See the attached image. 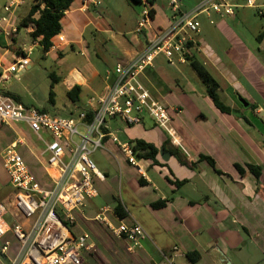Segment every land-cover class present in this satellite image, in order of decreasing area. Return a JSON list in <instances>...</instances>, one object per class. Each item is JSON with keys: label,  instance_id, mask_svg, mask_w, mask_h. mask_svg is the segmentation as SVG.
<instances>
[{"label": "crops", "instance_id": "crops-1", "mask_svg": "<svg viewBox=\"0 0 264 264\" xmlns=\"http://www.w3.org/2000/svg\"><path fill=\"white\" fill-rule=\"evenodd\" d=\"M8 1L0 0V18L8 15L4 8ZM100 1L101 4L95 5L91 1L85 3V0H75L62 18L63 29L53 38V47L44 53L48 56L58 52L63 60H66V52L73 57L87 56L81 65L73 59L65 62L63 75L54 74L57 82L65 85L67 91L76 84L81 85L80 99L85 100L86 108L89 109L96 107L98 97L106 88V71L114 69L118 63L126 64L143 52L148 37L153 32L158 33L155 25L167 28L171 24L169 18H160L161 13L153 4L150 5V12L154 26L151 23L148 30L141 34L136 32L140 11L135 19L130 18V24L125 29L117 31L104 21V15L113 11L101 7L103 0ZM235 2L239 5L238 11L229 18L241 15L242 8L254 9L255 6L259 9L258 13L264 16V0H256L254 7L247 6L245 0ZM24 3L12 16L13 23L19 26L18 34L8 37L0 30V74L20 56L26 55L29 48L34 52V46L19 42L21 22L31 7L29 4L24 8ZM218 25L229 41V47L224 51L227 57L217 53L200 35L196 56L199 60L200 56L203 58L201 61L207 68L212 67V74L220 84V98L234 112H222L206 93L201 94L204 103L199 99L184 100L188 101L187 105L192 111L190 115L179 97L153 81V77L159 75L154 71L155 65L142 74V81L155 97L171 107L181 108L182 112L174 115L172 122L176 126V130L173 129L177 142L153 120L145 119V116L137 125H128L121 119H110L113 124L108 121V130L120 142L142 139L154 144L159 149L158 161L139 157L140 171L126 162V157L116 143L106 138L105 148L101 149L109 159V164L99 161L97 167L105 178H94L98 195L87 199L77 216V220L83 221L77 222L75 227L77 232H82L85 231V222H97L100 226L94 224V229L88 232L96 248L85 253L84 264H193L186 253L195 250L201 254L199 262L195 264H264V39L258 41V47L251 48L225 19H221ZM25 28L30 35L34 26L29 24ZM31 40L38 46V41ZM90 49L92 52L88 54ZM90 55L105 60V64L99 66ZM181 65L191 66L190 63ZM28 68H31V64ZM233 69H238L242 77L235 74ZM5 75L9 78L0 81V89L14 92L8 89L6 83L13 77L18 78L20 73L8 72ZM160 77L163 82L167 79L164 74ZM20 98L26 105L21 95ZM200 102L202 104L199 105ZM21 126L25 125H0V139L5 136V130H10L8 142L0 145V155L5 147L19 137L28 144V134H21ZM24 128L31 131L27 126ZM42 147V144L39 148L32 146V150L29 148L25 151L27 156L24 157L34 173L45 181L49 176L48 170L36 157ZM161 148L170 152L167 160L162 158ZM173 149L179 150L189 164L182 163L171 151ZM201 154L212 157L214 166L207 160H200ZM236 164L245 167L246 174L241 175ZM248 164L260 166V175L251 173L246 167ZM113 169L119 170V197L115 196L110 183L116 177L111 179ZM177 181L181 183L177 184ZM14 190L8 177L4 178L0 174V200L9 208L6 222L9 226L17 222L28 225V220L16 214ZM128 190H131L132 197ZM97 198L101 201L99 207L88 203ZM118 201L128 214L122 221L139 222L149 236L142 241L141 247L135 246L131 251L128 249L129 241L116 237L106 224L102 225L104 223L94 219L102 209L108 207L109 223L117 225L121 220L115 212ZM158 202L165 204L154 207ZM91 209L96 213L93 217L87 214ZM8 237L14 240L15 245L11 246L8 254L0 257V264H11L18 251V243L11 233ZM99 249H104L101 255L105 261L98 259Z\"/></svg>", "mask_w": 264, "mask_h": 264}, {"label": "built area", "instance_id": "built-area-1", "mask_svg": "<svg viewBox=\"0 0 264 264\" xmlns=\"http://www.w3.org/2000/svg\"><path fill=\"white\" fill-rule=\"evenodd\" d=\"M90 1L100 4V0H85V3ZM168 2L173 12L169 27L162 33L153 32L146 49L135 58L106 71V88L98 97L96 107L90 108L92 114L82 109L76 115H52L0 92V125L23 124L36 135L43 145L36 157L49 175L47 180L41 181L31 169L21 150L23 147L32 150V147L24 138H17L1 151L3 167L15 189L16 214L29 221L28 225L17 222L9 226L6 222L8 205L0 200V257L11 249L9 233L18 243L11 264H84L85 253L95 250L91 235L75 230L77 216L87 199L98 195L94 178H105L92 153L104 148L108 138L118 145L128 163L141 171L135 142H120L108 130L110 119L137 125L144 116H149L177 142L172 122L174 115L182 112L181 108L171 107L155 97L141 76L153 67L159 54L171 65L188 63V54L194 47L198 49V43L188 34V31L199 33L198 15L214 12L232 16L239 5L235 0H200L190 11L182 13L181 0ZM23 3L24 0H9L4 7L8 15L0 18V30L8 37H15L19 32L12 16ZM142 5L136 28L139 34L151 28L152 20L148 0H142ZM246 5L254 7L256 0H246ZM31 52L29 48L26 55L0 74V81L8 80L5 75L8 72L21 74L27 70ZM109 210L108 207L102 209L94 219L106 224L116 237L129 241L130 251L135 246L141 247L142 241L149 237L143 226L135 220L131 223L120 220L112 225L107 218Z\"/></svg>", "mask_w": 264, "mask_h": 264}, {"label": "rangeland", "instance_id": "rangeland-1", "mask_svg": "<svg viewBox=\"0 0 264 264\" xmlns=\"http://www.w3.org/2000/svg\"><path fill=\"white\" fill-rule=\"evenodd\" d=\"M200 0H181L180 12L186 13L190 11ZM4 2V0H3ZM24 8L31 4V0H24ZM103 7L106 10H112L113 13H110L105 16L104 21H107L108 25L115 30L121 31V29H125L127 25L130 24V18L133 20L136 18L137 14L141 11L142 4L133 2L132 0H103ZM246 3V0H245ZM101 4V1H100ZM109 5V6H107ZM154 5L159 9V13H161L160 18L170 19L173 15L171 6L169 5L168 0H156ZM23 8V9H24ZM109 8V9H108ZM238 11L236 9L235 13ZM259 9L255 6L254 9L242 8L241 15H238L234 18H229L228 15L218 14L211 12L210 15L206 13H201L198 15L197 20L200 23L199 33L188 31V34L199 43V35L204 37L208 44L217 51L222 56H225V50L228 48V39L223 34L222 29L218 25V22L221 19H225L226 22L232 27L234 31L246 41L247 45L251 48H255L259 46V42L257 40L258 34L264 29V16H261L258 13ZM111 15V16H110ZM179 15V14H178ZM224 17V18H221ZM152 25L154 26V20H151ZM166 27L161 25H155V29L158 33H162ZM201 32V33H200ZM57 40V39H56ZM19 42H25L27 46H34V52L30 55V63L31 68H28L25 72L21 73L19 77H13L8 83H6L9 90L19 93L23 102L28 106H33L36 108H46L47 111L52 115H61V116H69L71 112L76 115L80 110L86 108V102L83 99H80L79 102L73 103L67 97L66 86L61 84L60 82L54 83L53 88L51 87L53 79L51 78L52 73H56L61 76L65 72V62L68 63L71 59L75 60L78 65H81L82 62L87 58V56H70V53H65L66 60H63L57 53H52L48 56L44 55V51L42 47L38 44V46L34 45V42L31 40L30 35L27 33L26 28H21V35L19 37ZM202 43V42H201ZM199 45V44H198ZM92 50H88V54H91ZM70 56V57H69ZM90 58L94 60L99 66L105 64V60L98 59L95 56L90 55ZM201 60L203 58L200 56ZM105 59V58H104ZM177 59L176 57L174 58ZM9 63V62H6ZM155 70L159 75L153 77V81H156L158 85L162 87V89H166V91L173 92L174 95L179 97L182 102L185 103L186 108L190 115L192 111L190 107L187 105L188 101H194L199 99L202 103H204V99L201 97V94H206V86L203 84L197 73L193 70V68L189 65H181L180 63H175V65H171L167 58L163 54H159L156 56L154 60ZM211 73H213L212 67L208 66ZM113 70V69H112ZM234 73L238 76L242 77V73L238 69H233ZM18 74V73H17ZM106 74V73H105ZM164 74V78L166 80L161 81V77ZM217 73H215L216 75ZM217 78H220L216 75ZM53 89L54 91V104L48 101L50 91ZM186 92V94H185ZM200 95V96H199ZM185 99L186 102L184 101ZM198 103L199 105L202 103ZM188 113V114H189ZM194 118V117H193ZM145 119L152 120L148 116H145ZM110 123L113 122L110 120ZM25 127V126H24ZM21 126V134L27 133L26 141L28 142V146L41 147V142L36 138V136L28 131L27 128ZM175 128V124L172 125ZM10 131V130H9ZM8 130L4 131L5 136L0 139V145L8 142V137L10 135ZM105 148V145H104ZM27 147L22 148V153L24 156H27L25 152ZM105 152V149H103ZM124 155V154H123ZM92 159L94 160L96 166L98 167L99 161H102L105 164H109V159L106 155L103 154L102 149H98V151L92 154ZM44 158L41 156V160ZM126 160V158H125ZM127 162V160H126ZM128 163V162H127ZM129 164V163H128ZM119 170L113 169L111 172V179L115 177L114 180H111V185L113 187V191L115 192V196L119 197ZM0 174L4 176V178L9 179V175L5 168L3 167L2 159H0ZM104 175V174H103ZM105 177V176H104ZM10 180V179H9ZM124 188L125 185H124ZM130 196L132 197L131 190H128ZM88 203H92V205H96L99 207L101 201L99 198L91 199ZM113 206V203H112ZM94 208V207H93ZM95 210V208H94ZM132 213V209L128 208ZM89 216H95L96 213L92 209L87 212ZM9 219V216H8ZM80 221V222H79ZM83 219L78 218L77 222L82 223ZM99 226V224L92 222H85L84 227L85 231H92L93 225ZM105 225V224H102ZM106 226V225H105ZM100 227V226H99ZM14 240L11 239V242ZM13 246L15 243L13 242ZM101 252H104V249H99L98 258L100 261H105V258H102ZM11 263V261H10ZM104 264L103 262H101ZM100 264V263H98ZM262 264V263H261Z\"/></svg>", "mask_w": 264, "mask_h": 264}, {"label": "trees", "instance_id": "trees-1", "mask_svg": "<svg viewBox=\"0 0 264 264\" xmlns=\"http://www.w3.org/2000/svg\"><path fill=\"white\" fill-rule=\"evenodd\" d=\"M75 0H31V7L28 14L23 18L21 22V27H28L29 24L34 26V29L30 32V36L34 41H38L39 45L42 47L44 53L50 51L53 47V38L61 33L62 26V18L65 15V12L71 7ZM133 2L142 4V0H132ZM156 0H148L150 5H153ZM264 39V29L258 34L257 40L261 41ZM192 45V44H191ZM198 49L196 47L193 48L190 54H188L187 59L188 63H190L193 70L197 73L203 84L206 86L207 95L213 100L214 104L217 108H219L222 112L233 113L234 110L223 103L219 95L220 84L219 81L213 76V74L208 70L206 65L197 58L196 51ZM51 78L53 79L51 87L53 88L54 83H57L58 79L54 73L51 74ZM82 87L81 85H74L70 90L67 91V97L73 102L77 103L80 101ZM0 92L4 95L10 96L22 103L20 95L4 91L0 89ZM48 101L54 104V91L51 89ZM89 112L91 110L89 108H85ZM43 111H47L46 108H42ZM92 114V112H91ZM70 115H74L72 112ZM135 142V150L139 157H146L153 159V161L157 162V155L159 154V149L152 143L146 142L142 139H137ZM174 155H176L179 160L184 164H189L188 160L182 156L179 150H171ZM200 160H207L212 166H214V159L210 156L201 154L199 157ZM236 167L241 175L246 174L247 170L245 167L240 164H236ZM247 169L256 176L260 175L261 167L254 166L252 164H248ZM36 174V173H35ZM37 175V174H36ZM39 178V176H38ZM43 181L41 178H39ZM143 183V180L140 181ZM177 184H180L181 181H177ZM164 202H158L154 204V207L164 205ZM115 212L119 216L121 220L125 219L128 214L126 213L124 207L118 201ZM246 230V228H244ZM188 260L195 264L199 262L201 258V254L198 251H191L186 253Z\"/></svg>", "mask_w": 264, "mask_h": 264}, {"label": "water", "instance_id": "water-1", "mask_svg": "<svg viewBox=\"0 0 264 264\" xmlns=\"http://www.w3.org/2000/svg\"><path fill=\"white\" fill-rule=\"evenodd\" d=\"M242 101L244 102L245 105H248V102H246L245 100ZM160 152L163 159L167 160L169 158L170 152H165L163 148H161Z\"/></svg>", "mask_w": 264, "mask_h": 264}]
</instances>
